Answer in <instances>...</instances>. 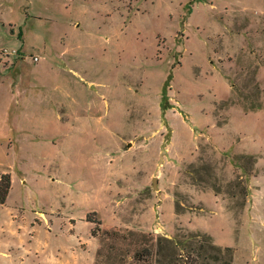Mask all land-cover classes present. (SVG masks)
Instances as JSON below:
<instances>
[{
  "label": "rangeland",
  "instance_id": "1",
  "mask_svg": "<svg viewBox=\"0 0 264 264\" xmlns=\"http://www.w3.org/2000/svg\"><path fill=\"white\" fill-rule=\"evenodd\" d=\"M3 171L0 264H264V0H0Z\"/></svg>",
  "mask_w": 264,
  "mask_h": 264
},
{
  "label": "trees",
  "instance_id": "2",
  "mask_svg": "<svg viewBox=\"0 0 264 264\" xmlns=\"http://www.w3.org/2000/svg\"><path fill=\"white\" fill-rule=\"evenodd\" d=\"M11 184H12V178H11V174L9 172H5L0 176V204H5L10 188H11ZM87 220L90 222H94L95 220H93L92 218H90V216H87ZM93 234H95V231H93ZM137 260H143V258L145 257L143 254H137L135 255ZM148 257L151 256L150 253H148L147 255ZM187 256L190 257L191 253H187Z\"/></svg>",
  "mask_w": 264,
  "mask_h": 264
},
{
  "label": "crops",
  "instance_id": "3",
  "mask_svg": "<svg viewBox=\"0 0 264 264\" xmlns=\"http://www.w3.org/2000/svg\"><path fill=\"white\" fill-rule=\"evenodd\" d=\"M5 172H7V171H3L2 173H0V176H1L3 173H5ZM11 178H12V175H11ZM12 187H13V178H12V184H11V188H10V191H9V194H8V197H7V200H8V198H9V196H10L11 191H12ZM7 200H6V202H7ZM5 204H6V203H5ZM5 204H1V205H5ZM27 256H28V254H27Z\"/></svg>",
  "mask_w": 264,
  "mask_h": 264
}]
</instances>
